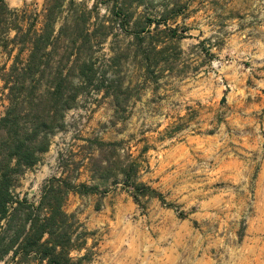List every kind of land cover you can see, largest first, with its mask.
<instances>
[{
	"label": "rangeland",
	"instance_id": "374dc122",
	"mask_svg": "<svg viewBox=\"0 0 264 264\" xmlns=\"http://www.w3.org/2000/svg\"><path fill=\"white\" fill-rule=\"evenodd\" d=\"M43 1L5 0L34 11ZM75 1L106 12L102 0ZM166 4L179 12L169 25L184 35L174 73L139 86L132 55L122 60L120 74L132 81L124 110L115 113L103 89L84 90L17 191L37 200L63 163L76 181L97 188L69 192L63 205L91 232L88 264H264V0H147L135 14L156 17ZM129 41L116 27L93 47V61L107 69L111 47ZM9 64L0 52V114ZM94 138L136 157L139 178L165 203H137L120 175L91 179L100 157ZM0 264L21 263L5 256Z\"/></svg>",
	"mask_w": 264,
	"mask_h": 264
},
{
	"label": "trees",
	"instance_id": "16d2710c",
	"mask_svg": "<svg viewBox=\"0 0 264 264\" xmlns=\"http://www.w3.org/2000/svg\"><path fill=\"white\" fill-rule=\"evenodd\" d=\"M146 1L102 0L106 12L100 15L97 2L87 8L75 0H44L34 11L0 0V52L10 59L1 71L7 103L0 114V260L10 256L21 264L91 261L93 252L87 246L91 232L63 205L69 192L91 193L97 189L94 185L76 181L63 163L59 176L42 183L37 200L17 189L25 169L48 151L52 136L64 127L65 113L84 90L103 89L114 112L124 110L132 81L125 84L120 74L122 60L132 55L141 73L139 86L157 83L165 72L174 73L184 35L168 21L179 12L166 4L156 17L135 14ZM116 27L130 36L129 46H112L106 69L93 61V47ZM90 142L100 155L94 158L98 164L91 179L120 175L137 203L150 198L165 203L162 193L139 178V160L130 153L118 154L119 142L95 138Z\"/></svg>",
	"mask_w": 264,
	"mask_h": 264
}]
</instances>
